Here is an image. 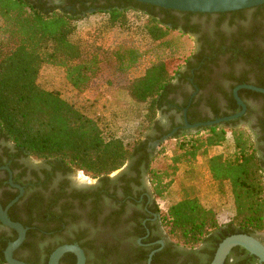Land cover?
<instances>
[{
    "label": "trees",
    "instance_id": "16d2710c",
    "mask_svg": "<svg viewBox=\"0 0 264 264\" xmlns=\"http://www.w3.org/2000/svg\"><path fill=\"white\" fill-rule=\"evenodd\" d=\"M116 2L115 7L108 4L98 10L108 16L105 27L108 30L130 29L133 22L126 14L128 11L137 13L142 21L137 28L149 39L146 49L126 40L105 45L99 43L97 36L74 39L76 21L90 13L74 15L66 10H50L33 0H0V133L28 156L59 161L94 177L122 168L134 155L144 158L153 204L160 213L169 242L183 248L206 243L193 264H209L225 237L235 233L255 235L264 231V104L261 105L263 113L259 123L261 135L255 134L254 129L250 132L244 127L231 126L240 119L204 126L195 132L178 131L168 137L175 140L169 146L172 154L168 155L167 147L163 148L159 152L163 154L161 167L152 168L151 164L159 153L146 151L148 140L152 139L149 134L144 139H136L128 147L123 138L104 132L97 119L63 98L60 91L45 89L38 82L42 66L49 64L63 68L68 83L83 92L104 71H110L113 77L129 75L150 54L152 60L143 74L129 77L124 89L132 100L145 104L146 130L157 125V115L170 103L167 96L181 67L175 56L182 50V43L177 38H167L170 31L167 24L171 20L159 18L155 10L180 12L186 16L195 13L165 9L136 0ZM255 8L252 24L258 21L255 15L264 14V4ZM259 36L264 42V36ZM232 50H236V54L239 53L249 66L264 68L263 52L261 54L254 49L241 52L234 44ZM257 85L264 87L260 80ZM243 91L248 90H241L240 97ZM249 92L264 98V94ZM229 108L236 111L234 99ZM215 147L224 149L210 154ZM199 157L205 158L213 181L219 186L229 185L234 213L226 223H220L216 210L205 206L192 190L182 188L180 198L165 212L157 204V199L170 189L181 168L189 172ZM15 195L11 193L8 198H0L2 206H6ZM18 202L9 209L8 216L25 227H31L35 213L40 215L38 203L28 200L25 213L20 216L14 212ZM16 237V232L11 236L0 232V264H7L4 250ZM80 245L83 246L82 243ZM149 251L140 249L138 257H127L125 264H145ZM16 252L15 258L40 264L35 254L18 257ZM107 254L106 251L99 254V264H108L105 261ZM162 254L156 253L151 264H172V257H162ZM231 257L235 261L227 263ZM228 259L224 264H258V258L242 247H235ZM62 260L76 263L72 253H66Z\"/></svg>",
    "mask_w": 264,
    "mask_h": 264
},
{
    "label": "flooded vegetation",
    "instance_id": "af4514ba",
    "mask_svg": "<svg viewBox=\"0 0 264 264\" xmlns=\"http://www.w3.org/2000/svg\"><path fill=\"white\" fill-rule=\"evenodd\" d=\"M33 1L46 9L66 10L74 15L93 13L108 4L115 7L116 1L119 2ZM237 11L223 12L222 15L195 13L186 16L180 12L155 10L159 18L171 20L167 24L170 30L187 36L193 42V50L172 80L173 89L167 96L170 103L159 111L163 119H157V125L149 129V138L152 139L148 140L147 152H155L153 143L165 135L178 131L195 132L204 127L192 129L187 124L212 121L240 111L242 106L233 95L238 85L263 87L257 82L260 80L264 83V68L249 66L239 53L236 54V50H232V45L241 52L254 49L261 54L263 52L264 56V42L259 36H264V18H261L264 14L255 15L258 21L252 24L255 7ZM241 90L248 91H243L240 97ZM249 91L264 94L239 88L237 94L245 105V111L241 116L224 122L240 119L231 126L244 127L250 132L254 129L255 134L261 135L259 123L262 121L264 98L255 97ZM231 97L237 105L236 111L229 108ZM162 132L165 134L160 135ZM139 157L134 155L122 168L105 176L94 177L59 161L28 156L0 133V198H8L11 193H16L15 197L19 195L20 190L9 183L11 179L23 188L15 203L21 201L14 207V212L24 215L28 200L36 201L40 210V215L35 213L32 226L26 227L24 241L14 250L17 256L35 254L38 263L47 264L56 247L78 244L85 254V264H99V254L104 251L108 252L105 258L108 264H125L127 257H138L136 255L140 249L150 250L145 264L152 252V257L156 253H163L162 257L171 256L172 264H193L206 243L183 248L169 242L160 213L153 204L145 159ZM40 225L49 227L45 229ZM2 231L7 236L16 232L0 224ZM254 236L264 244V232ZM66 253L58 264H69L66 260L61 261ZM233 261L231 257L227 263ZM257 263L263 262L257 260Z\"/></svg>",
    "mask_w": 264,
    "mask_h": 264
},
{
    "label": "rangeland",
    "instance_id": "374dc122",
    "mask_svg": "<svg viewBox=\"0 0 264 264\" xmlns=\"http://www.w3.org/2000/svg\"><path fill=\"white\" fill-rule=\"evenodd\" d=\"M126 16L133 22L130 29L108 30L105 27L108 19L106 13L100 11L90 13L76 21L77 31L73 38L86 39L97 36L99 43L105 45L126 40L141 49H146L149 39L144 37L137 28L142 23L138 14L128 11ZM167 38H177L182 43V50L180 49V53L176 54L175 60L176 63L183 64L193 50V42L187 36L173 30L169 31ZM151 60L152 55L147 54L129 75L113 77L110 75V71H104L94 80L91 87L83 92L75 90L68 83L63 68L49 64L42 66L38 82L45 89L60 91L63 98L73 103L85 114L97 119L104 132L123 138L127 146L130 147L136 139H144L149 130H146L145 104L132 100L124 89V84L129 77L143 74ZM159 118L163 119L162 115L158 113L157 119ZM174 142L173 138L165 139L155 147L156 153L167 147L168 155L172 154V149L169 146ZM223 149L224 147H215L210 151V154ZM162 157L163 154L159 153L151 167L160 168L163 162ZM182 188L194 191L205 206L214 208L220 223L228 222L233 215L234 209L229 185L219 186L212 180L205 158L199 157L195 167L187 173L185 168H181L170 189L162 198L157 199V204L162 212H165L171 203L180 198Z\"/></svg>",
    "mask_w": 264,
    "mask_h": 264
},
{
    "label": "water",
    "instance_id": "95a60500",
    "mask_svg": "<svg viewBox=\"0 0 264 264\" xmlns=\"http://www.w3.org/2000/svg\"><path fill=\"white\" fill-rule=\"evenodd\" d=\"M142 3H148L157 7L165 9H172L176 11H187L194 13H223L230 11H237L247 8H252L264 4V0H136ZM90 10L89 12H91ZM249 88L258 92L264 93L263 87H258L250 84H241L234 88L233 95L237 103L242 106V109L234 114L223 116L212 121L198 122L195 124H187L188 127L196 129L200 126H211L219 124L224 121L235 119L241 116L245 111V105L237 94L239 88ZM195 131V130H194ZM171 134L161 137L158 141L153 143L157 146L159 142L164 141ZM9 183L18 188L20 193L12 199L6 206L0 203V222L10 227L17 232V237L9 241L5 250L4 258L7 264H30L25 261L16 259L13 252L18 248L25 239L27 228L18 221H13L8 216V209L19 199L23 193V188L19 184H15L12 180ZM235 247H242L250 254L256 256L259 262L264 263V244L254 235L247 233H235L225 237L217 246L213 258L209 264H224L230 253ZM66 252H72L76 255L75 264H85V254L78 244H62L56 247L50 254L47 264H58L62 255ZM152 253L148 256L147 264H151Z\"/></svg>",
    "mask_w": 264,
    "mask_h": 264
}]
</instances>
